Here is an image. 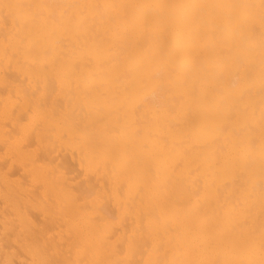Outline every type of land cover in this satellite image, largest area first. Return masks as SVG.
<instances>
[{
    "label": "bare ground",
    "instance_id": "6f19581e",
    "mask_svg": "<svg viewBox=\"0 0 264 264\" xmlns=\"http://www.w3.org/2000/svg\"><path fill=\"white\" fill-rule=\"evenodd\" d=\"M0 264H264V0H0Z\"/></svg>",
    "mask_w": 264,
    "mask_h": 264
}]
</instances>
